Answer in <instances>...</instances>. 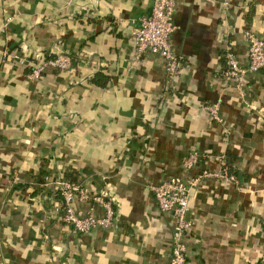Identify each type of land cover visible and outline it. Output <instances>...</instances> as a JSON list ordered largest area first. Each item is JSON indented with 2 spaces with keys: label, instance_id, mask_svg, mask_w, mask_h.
<instances>
[{
  "label": "crops",
  "instance_id": "1",
  "mask_svg": "<svg viewBox=\"0 0 264 264\" xmlns=\"http://www.w3.org/2000/svg\"><path fill=\"white\" fill-rule=\"evenodd\" d=\"M176 2L173 92L161 56L135 59L154 0H0V264H170L174 221L151 187L192 152L204 158L189 175L225 156L239 180L192 190L187 264H264V70L241 89L225 76L229 49L248 65L247 31L264 39V0ZM59 54L70 70L28 81L27 62ZM218 101L221 124L204 109ZM47 178L103 192L112 226L73 234Z\"/></svg>",
  "mask_w": 264,
  "mask_h": 264
},
{
  "label": "built area",
  "instance_id": "2",
  "mask_svg": "<svg viewBox=\"0 0 264 264\" xmlns=\"http://www.w3.org/2000/svg\"><path fill=\"white\" fill-rule=\"evenodd\" d=\"M176 6V0H154L150 16L143 18L140 25L133 31L135 59L140 60L148 54L161 56L166 65L167 90L173 92L177 90V81L182 73V62L175 54L171 44V37L176 30L174 23ZM245 35L248 42V65L241 66L231 49L226 54L228 69L225 76L238 89L246 84L251 75L264 70V39L250 30ZM4 56L7 57V53ZM72 63V58L68 54H59L54 58H43L37 61L30 60L27 64L33 68L27 75V79L30 82H37L49 69L60 72L68 71L71 69ZM220 104L221 102L218 101L215 104L204 106L211 120L218 124L222 123ZM224 134L226 138H229L227 129ZM203 158L204 156L198 152L190 153L183 162L184 174L151 187L159 210L174 221L170 264H187V244L194 227L193 221L188 218L192 190L207 179H217L225 184L238 183L235 176L228 174L225 156L219 158L223 165L220 171L205 170L199 175H189ZM45 181L58 192L61 198L63 221L71 228L73 234L88 235L92 231L108 229L112 226L115 216L114 204L103 192H91L82 184L67 178L56 180L47 178ZM91 202L101 207L102 216H98L93 208L85 214H81L75 207L78 203L88 204Z\"/></svg>",
  "mask_w": 264,
  "mask_h": 264
},
{
  "label": "trees",
  "instance_id": "3",
  "mask_svg": "<svg viewBox=\"0 0 264 264\" xmlns=\"http://www.w3.org/2000/svg\"><path fill=\"white\" fill-rule=\"evenodd\" d=\"M48 57H46V59H47ZM32 68L33 67H31V66H29V67H27L26 68V72H31L32 71ZM95 83H97V84H99L100 86H104L105 85V83H101L100 81H98V80H95ZM228 174H230V175H233V176H235L237 179H238V177L235 175V171L233 170V168H230V169H228ZM239 180V179H238Z\"/></svg>",
  "mask_w": 264,
  "mask_h": 264
}]
</instances>
